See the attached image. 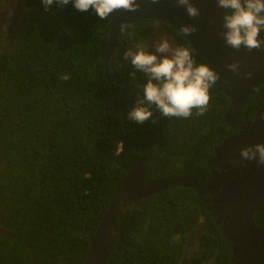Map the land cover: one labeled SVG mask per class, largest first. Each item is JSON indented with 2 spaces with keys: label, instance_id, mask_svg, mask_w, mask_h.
I'll list each match as a JSON object with an SVG mask.
<instances>
[{
  "label": "trees",
  "instance_id": "obj_1",
  "mask_svg": "<svg viewBox=\"0 0 264 264\" xmlns=\"http://www.w3.org/2000/svg\"><path fill=\"white\" fill-rule=\"evenodd\" d=\"M20 1L25 14L16 39L0 40V264H82L112 196L140 157L150 180L189 175L203 184L214 148L238 128L223 123L230 100L213 89L203 116L168 118L150 105L149 120L128 118L145 82L123 53L151 37L158 20L120 31L106 66L122 79L114 85L101 58L108 18L71 3L46 12L41 0ZM163 26L178 46L190 47ZM124 84L131 87L126 98L107 110V99ZM263 106L262 85L239 120ZM210 199L170 186L127 203L104 264H179L192 233V262L229 264L230 248L207 210ZM252 218L264 227V213Z\"/></svg>",
  "mask_w": 264,
  "mask_h": 264
},
{
  "label": "water",
  "instance_id": "obj_2",
  "mask_svg": "<svg viewBox=\"0 0 264 264\" xmlns=\"http://www.w3.org/2000/svg\"><path fill=\"white\" fill-rule=\"evenodd\" d=\"M134 10L117 9L108 19L110 28L108 42L102 50L104 72L108 78L107 60L117 46L116 37L129 23L157 19L173 28L198 56L203 57L220 73L223 90L230 100L231 108L224 115L227 126L237 124L238 132L222 140L214 148L207 164L216 171L203 184L189 175H171L156 181L150 180L145 171L146 158L140 157L127 173L112 196L108 209L94 231L82 264H104L118 228V221L124 206L149 197L167 187L180 186L192 189L199 197H210L207 210L220 226L222 236L231 245V264H264V228H259L252 219L253 213H264V166L255 162H241L239 150L247 145L264 142V106L246 120H238L242 109L249 105L260 86H264V50L251 52L241 48L236 51L223 42L219 35L223 29L220 18L223 9H218L215 0H193L201 9V16L190 19L174 0H134ZM23 17V10H14L10 19L9 38L11 44ZM182 24L193 25L195 31L185 35L179 31ZM65 37V36H64ZM238 62L237 71L226 66ZM112 77L116 78L112 73ZM129 87L124 86L117 95L107 99L105 108L112 110L115 103L126 98ZM220 131V127L216 128Z\"/></svg>",
  "mask_w": 264,
  "mask_h": 264
},
{
  "label": "clouds",
  "instance_id": "obj_3",
  "mask_svg": "<svg viewBox=\"0 0 264 264\" xmlns=\"http://www.w3.org/2000/svg\"><path fill=\"white\" fill-rule=\"evenodd\" d=\"M153 2L158 3V0H153ZM69 3L81 12L94 10L101 20L108 18L117 9L131 11L137 6L134 0H41L43 10L46 12L53 4L62 7ZM174 3L177 7H182L190 19L201 16V9L195 6L193 0H174ZM215 5L218 9L224 10L220 18V26L223 31L219 35L226 46L236 51L241 48L249 52L253 49L264 50V0H215ZM7 8L4 12L5 15H0V22L4 23L2 31L5 30V35L10 31V21L9 25L5 23L8 12L13 15L14 10L22 9V20L25 14L20 0L11 1ZM158 21L160 23H156L155 31L151 37L140 44H135L123 53V59L128 61L136 72L142 74V82H145L142 86L143 94L137 98L135 107L129 110L128 118L137 123L149 120L153 115L150 105H155L161 115L168 118L188 119L194 114L203 116L209 109L212 89L213 93L220 91L215 88L220 80V73L210 66V63L198 60L195 50L191 47L178 46L163 26L164 23ZM21 23L17 33L21 28ZM179 31L190 35L195 31V27L182 24ZM2 37L0 35V39ZM67 38L66 34L62 33V39L66 40ZM147 41L153 42L144 44ZM149 47L154 48V51H148ZM226 67L235 72L238 69V62H232ZM110 72V75L108 72V79L110 81L112 79L114 85L122 82L113 69ZM112 73L116 78L112 77ZM62 79L67 80L69 76L64 75ZM221 83L220 81L217 87ZM124 86L129 87L130 91L129 85L124 84L122 88ZM111 88L113 89L112 85ZM221 91L223 92V90ZM239 157L241 162H255L257 165L264 166V142L242 147L239 150Z\"/></svg>",
  "mask_w": 264,
  "mask_h": 264
},
{
  "label": "flooded vegetation",
  "instance_id": "obj_4",
  "mask_svg": "<svg viewBox=\"0 0 264 264\" xmlns=\"http://www.w3.org/2000/svg\"><path fill=\"white\" fill-rule=\"evenodd\" d=\"M11 17H12V14H11V12L9 13L8 12V17H6V22L5 23H7L8 25H9V21H10V19H11ZM0 25H1V27H0V35H1V32H2V29L4 28V23H1L0 22ZM7 28H8V26H7ZM164 31V30H163ZM165 32V31H164ZM17 34V33H16ZM3 43H5V42H8V43H10L11 44V42H10V38H9V33L8 32H6V35L5 36H3L2 37V39H0ZM152 42L153 41H147L146 43H144V44H152ZM148 51H154V48H152V47H149L148 48ZM219 83H220V81H218L217 82V85H219ZM217 85L215 86V88L217 89L218 87H217ZM215 90V89H214ZM221 135H225V133L224 134H221ZM229 136V135H228ZM227 136V137H228ZM226 138V137H225ZM225 138H223V139H225ZM222 139V140H223ZM216 171V169L215 168H213L212 170H211V174L213 173V172H215ZM211 174H209L208 176H210ZM207 176V177H208ZM259 227V226H258ZM259 228H262V227H259ZM2 233H5V234H7V232H5V231H1ZM195 233V232H194ZM197 235L195 234V236L193 235V233L191 234V235H189L188 236V238H187V241H186V244H185V248L182 250V256H181V258H180V262H179V264H196V263H194V262H192L191 261V259L190 258H192L193 257V253H194V251H195V244H192L193 243V238L194 237H196ZM189 244H190V246H189ZM225 244H226V248H230V256H229V264H231V256H232V248H231V245L230 244H228L227 242H225ZM187 248H188V250H187ZM190 253V256L188 255ZM203 257V256H202ZM212 260H210V261H204L202 264H210V263H212L211 262Z\"/></svg>",
  "mask_w": 264,
  "mask_h": 264
},
{
  "label": "rangeland",
  "instance_id": "obj_5",
  "mask_svg": "<svg viewBox=\"0 0 264 264\" xmlns=\"http://www.w3.org/2000/svg\"><path fill=\"white\" fill-rule=\"evenodd\" d=\"M13 1V0H3L0 2V15L4 16L6 12V10L8 9L7 7H9V3Z\"/></svg>",
  "mask_w": 264,
  "mask_h": 264
},
{
  "label": "bare ground",
  "instance_id": "obj_6",
  "mask_svg": "<svg viewBox=\"0 0 264 264\" xmlns=\"http://www.w3.org/2000/svg\"><path fill=\"white\" fill-rule=\"evenodd\" d=\"M224 137V136H223Z\"/></svg>",
  "mask_w": 264,
  "mask_h": 264
}]
</instances>
